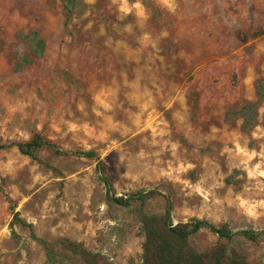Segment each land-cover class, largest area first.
Here are the masks:
<instances>
[{
  "label": "rangeland",
  "instance_id": "374dc122",
  "mask_svg": "<svg viewBox=\"0 0 264 264\" xmlns=\"http://www.w3.org/2000/svg\"><path fill=\"white\" fill-rule=\"evenodd\" d=\"M170 4L0 0V143L40 134L65 152L0 150V264H48L33 234L142 264L139 211L168 204L173 223L264 230V101L245 106L264 83V0ZM99 161L115 195H157L111 203ZM190 240L205 251L219 236ZM229 246L264 264V235Z\"/></svg>",
  "mask_w": 264,
  "mask_h": 264
},
{
  "label": "trees",
  "instance_id": "16d2710c",
  "mask_svg": "<svg viewBox=\"0 0 264 264\" xmlns=\"http://www.w3.org/2000/svg\"><path fill=\"white\" fill-rule=\"evenodd\" d=\"M65 1L67 4H75L76 0ZM43 49V38H36L35 51L42 53ZM263 101L264 83L260 81L258 83V100L246 102L245 106L252 109ZM247 122L246 120L244 128L247 126ZM9 145H16L21 153L34 159H40L38 151L42 148H51L56 154L65 153L54 142L45 139L40 134H35L26 141L11 142L10 144L0 143V150ZM81 153L88 157H97L95 150ZM42 163L48 168L56 169L49 162ZM99 169L102 171L101 179L107 187V199L111 203L126 207L131 205L134 199H139L144 204L147 199L155 197L158 193L156 190H149L139 191L127 197L117 196L113 192V182L106 175V167L101 161H99ZM171 211V204H168L165 213L161 214L148 213L140 209L139 213L145 235L142 264H252L243 248L230 247L229 242L233 240L236 234L256 242L264 235V230L243 229L235 232L227 223L216 225L209 220L200 218L173 223ZM20 221L24 225L31 226L24 220ZM203 228H208L217 233L219 241L205 251H198L192 244L190 236ZM33 236L44 245L48 264H110L104 256L83 247L81 243L60 239L57 241L60 244L58 250L55 247V242L38 238L34 234ZM66 258L69 259L68 262H65Z\"/></svg>",
  "mask_w": 264,
  "mask_h": 264
},
{
  "label": "clouds",
  "instance_id": "9594fccd",
  "mask_svg": "<svg viewBox=\"0 0 264 264\" xmlns=\"http://www.w3.org/2000/svg\"><path fill=\"white\" fill-rule=\"evenodd\" d=\"M162 5L168 7L169 11H174V8H172L170 4V0H161Z\"/></svg>",
  "mask_w": 264,
  "mask_h": 264
}]
</instances>
